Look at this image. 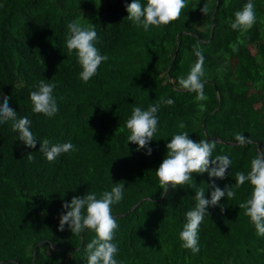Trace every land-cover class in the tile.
I'll return each mask as SVG.
<instances>
[{
  "label": "trees",
  "instance_id": "trees-1",
  "mask_svg": "<svg viewBox=\"0 0 264 264\" xmlns=\"http://www.w3.org/2000/svg\"><path fill=\"white\" fill-rule=\"evenodd\" d=\"M131 2L0 0V103L10 97L38 141H70L77 149L49 162L39 142L30 149L11 121L0 124V264H87L86 244L95 233L77 236L67 225L60 231L62 205L92 192L99 198L116 183L125 185L123 200L112 206L119 225L113 242L122 264H264V237L239 208L253 186L246 181L235 187V174H247L251 160L264 151V0H252L256 23L243 33L231 23L248 0H187L178 20L147 32L126 18ZM205 3L207 14L201 11ZM77 19L94 25L95 47L108 57L87 83L79 78L76 52L66 47L67 25ZM194 49L205 57L204 101L179 85L197 62ZM40 80L56 84L55 117L32 110L30 93ZM161 97L174 104L158 110L149 156L128 142L126 121L133 107L146 110ZM184 131L196 141L219 138L213 157L231 160L225 179L194 173L191 183L208 199L213 181L236 192L208 208L198 230V254L179 239L195 189L185 185L164 193L156 176L167 143ZM236 133L252 143L240 146Z\"/></svg>",
  "mask_w": 264,
  "mask_h": 264
},
{
  "label": "clouds",
  "instance_id": "clouds-1",
  "mask_svg": "<svg viewBox=\"0 0 264 264\" xmlns=\"http://www.w3.org/2000/svg\"><path fill=\"white\" fill-rule=\"evenodd\" d=\"M187 6V0H147L146 5L141 0H132L126 4V17L136 27H142L145 32L149 31L150 26L160 27L168 25L180 18L182 10ZM201 11L208 12V5L205 3ZM256 23L255 5L252 0L243 6L242 10L235 12V20L231 23L233 30L242 33L247 32ZM69 35L66 39V47L69 53L76 52L78 63L82 69L79 78L87 83L98 71L99 66L107 61V55H102L95 47L97 32L93 24H82L79 19L68 23ZM233 51H238L236 46H232ZM197 62L190 69L188 75L179 78V85L182 89L196 93L197 101L207 99L204 93L203 65L205 57L202 50L194 49ZM222 70V69H218ZM56 88L55 83H46L40 80L37 90L30 93L33 104V112L42 113L46 117H55L59 112L57 100L53 95ZM10 97L3 96L0 103V124L12 122V131L19 133V140L30 149H36L40 143L39 150L49 162L54 161L64 153L76 151V147L69 141L65 143H51L48 139L42 142L30 130L31 121L27 117H17V112L9 104ZM173 105V99L160 100L149 105L146 110L141 107H133L130 118L126 121V127L130 131L128 142L137 144L139 149H146V154H152L149 147L154 134L158 130L159 119L157 116L161 106ZM201 111L204 106H200ZM186 124L181 122L179 128L183 129ZM234 139L240 146L252 143L251 138L241 133H236ZM167 155L159 168L156 169V176L159 179L161 188L167 193L169 188L176 189L185 185L195 189V204L192 209L185 214L186 223L179 233V239L183 242L182 247L191 249L193 254L200 252L198 230L204 220L205 215H209L208 208L215 207L221 198L227 196L233 199L236 192L233 185H225L223 189L213 183L210 199L206 198L205 190L197 188L192 184L194 173H208L210 178L225 179L226 173L231 165L228 155H216V142L210 140L196 141L191 139L189 133L184 131L173 135L167 143ZM27 159H34L32 153L27 155ZM235 187L239 188L246 181L253 186V191L249 199L239 204L240 209L245 210V215L250 218L255 226L256 233L264 237V151H259L251 160V169L245 174L237 172L235 174ZM123 183H116L110 191H104L98 198L95 192L87 193L83 197L73 196L71 202L63 203L62 212L59 219V230L64 231L65 225L69 230L79 236L85 230L95 233L89 243L86 244L87 264H122L116 259L119 253L117 243H114L115 233L119 228L117 218L112 214V206L119 204L124 198Z\"/></svg>",
  "mask_w": 264,
  "mask_h": 264
},
{
  "label": "water",
  "instance_id": "water-1",
  "mask_svg": "<svg viewBox=\"0 0 264 264\" xmlns=\"http://www.w3.org/2000/svg\"><path fill=\"white\" fill-rule=\"evenodd\" d=\"M211 35H212V31H211ZM168 76H169V70H168V72H167V77H168ZM211 139H213L214 141H220L219 138H211ZM37 247H38V245H36L35 250L37 249ZM35 250H34V252H35Z\"/></svg>",
  "mask_w": 264,
  "mask_h": 264
}]
</instances>
